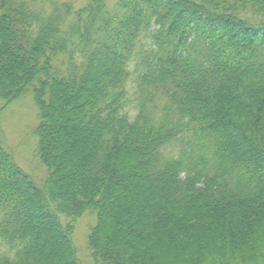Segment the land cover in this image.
I'll list each match as a JSON object with an SVG mask.
<instances>
[{
  "label": "trees",
  "instance_id": "trees-1",
  "mask_svg": "<svg viewBox=\"0 0 264 264\" xmlns=\"http://www.w3.org/2000/svg\"><path fill=\"white\" fill-rule=\"evenodd\" d=\"M87 214L93 264H264V0H0V264H81Z\"/></svg>",
  "mask_w": 264,
  "mask_h": 264
},
{
  "label": "rangeland",
  "instance_id": "rangeland-1",
  "mask_svg": "<svg viewBox=\"0 0 264 264\" xmlns=\"http://www.w3.org/2000/svg\"><path fill=\"white\" fill-rule=\"evenodd\" d=\"M61 1H73L79 6H83L88 2V0ZM116 1L109 0V6H113ZM1 116L5 142L14 152L17 163L37 184L42 183L47 172L36 156L37 138L34 129L39 119L33 98L29 96L21 99L19 102L9 106ZM95 222L96 218L94 215H85L77 224L73 235V241L81 264H93L88 248V235L91 226Z\"/></svg>",
  "mask_w": 264,
  "mask_h": 264
}]
</instances>
